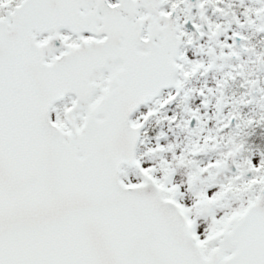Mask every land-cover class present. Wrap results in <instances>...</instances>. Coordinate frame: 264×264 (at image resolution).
<instances>
[{
  "label": "snow or ice",
  "instance_id": "6c2138e0",
  "mask_svg": "<svg viewBox=\"0 0 264 264\" xmlns=\"http://www.w3.org/2000/svg\"><path fill=\"white\" fill-rule=\"evenodd\" d=\"M0 264H264V0H0Z\"/></svg>",
  "mask_w": 264,
  "mask_h": 264
}]
</instances>
